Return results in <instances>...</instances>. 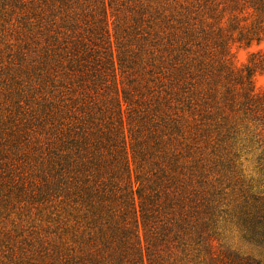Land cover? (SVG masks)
Wrapping results in <instances>:
<instances>
[{
	"label": "trees",
	"instance_id": "16d2710c",
	"mask_svg": "<svg viewBox=\"0 0 264 264\" xmlns=\"http://www.w3.org/2000/svg\"><path fill=\"white\" fill-rule=\"evenodd\" d=\"M259 74L264 0H0V264H264Z\"/></svg>",
	"mask_w": 264,
	"mask_h": 264
},
{
	"label": "rangeland",
	"instance_id": "374dc122",
	"mask_svg": "<svg viewBox=\"0 0 264 264\" xmlns=\"http://www.w3.org/2000/svg\"><path fill=\"white\" fill-rule=\"evenodd\" d=\"M250 49H245V48H236L234 50V57H235V63L237 66L241 67L243 65H245L248 62L249 56H250ZM255 84H256V89L258 92H263L264 91V75H257L255 77ZM255 157L250 156V159L244 160V167L246 169V175L248 179H253V181L259 185H261V190H264V175H262L261 173H259L257 167H256V161H255ZM42 216V215H41ZM17 215H13V217L11 218V220H9L7 222V227L10 229L12 228L11 222L12 220L16 221V223L18 222V220L16 219ZM32 218H34V222H37V230L38 232H40V223H44L43 220L40 218L39 215L37 214H32ZM37 220V221H36ZM21 221H19L20 223ZM34 224H27L28 228H31V226ZM220 232H221V239L222 242L228 246L229 248L233 249V250H238L244 253H248V254H256V255H260L259 250L255 249L253 245H251L250 243L246 242L243 238L242 235L243 233L241 232V230L231 224V223H224L222 224V227L220 228ZM245 248L248 249V251H245Z\"/></svg>",
	"mask_w": 264,
	"mask_h": 264
},
{
	"label": "clouds",
	"instance_id": "9594fccd",
	"mask_svg": "<svg viewBox=\"0 0 264 264\" xmlns=\"http://www.w3.org/2000/svg\"><path fill=\"white\" fill-rule=\"evenodd\" d=\"M213 246H214V247L216 246V243H215V241H213ZM245 251L247 252V251H248V249H247V248H245Z\"/></svg>",
	"mask_w": 264,
	"mask_h": 264
}]
</instances>
